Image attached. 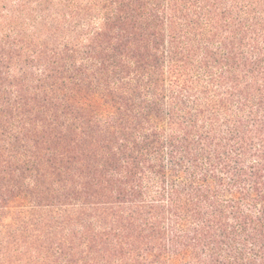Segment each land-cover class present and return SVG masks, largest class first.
Masks as SVG:
<instances>
[{"label":"trees","instance_id":"1","mask_svg":"<svg viewBox=\"0 0 264 264\" xmlns=\"http://www.w3.org/2000/svg\"><path fill=\"white\" fill-rule=\"evenodd\" d=\"M0 264H264V0H0Z\"/></svg>","mask_w":264,"mask_h":264}]
</instances>
